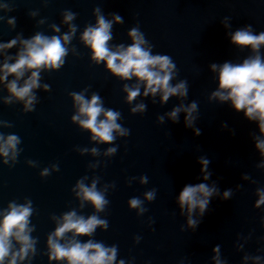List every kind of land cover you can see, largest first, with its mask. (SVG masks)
I'll list each match as a JSON object with an SVG mask.
<instances>
[{
    "label": "water",
    "instance_id": "obj_1",
    "mask_svg": "<svg viewBox=\"0 0 264 264\" xmlns=\"http://www.w3.org/2000/svg\"><path fill=\"white\" fill-rule=\"evenodd\" d=\"M0 5H6L0 7V42L17 40L0 52V64L5 55L13 63L24 47L21 40L37 33L60 37L67 49L59 68L40 69L30 108L26 107L27 97L20 99L7 87L15 74L0 82V136L6 139L15 134L19 140L15 157L11 150L7 157L0 154V211L11 202H31L29 227L36 252L29 253L30 264H67L66 260L49 262L47 240L71 211L85 219L95 215L107 222V227L97 225L91 235H78L77 239L115 245L116 262L215 264L212 247L220 244V258L226 264H264V205H255L257 189L264 190V157L254 139L260 135L259 129L256 122L236 112L230 101L209 99L218 86L212 63H242L255 55L250 45L231 43L227 33L247 24L254 33L264 31V0H0ZM69 12L74 16L67 21ZM114 14L122 20L116 21ZM101 15L112 21L107 41L110 49L133 43L129 31L137 28L152 54L171 57L176 74L170 83L186 81L187 95H170L162 103L160 93L145 96L141 83L140 94L129 102L124 86L132 87L137 78H121L105 61L97 63L90 45L82 39L85 29L95 26ZM10 18H15L14 24L8 22ZM66 33L72 35L65 43L62 37ZM259 51L264 59V45ZM32 71L25 72L18 86ZM72 93L86 99L98 95L105 110L119 113L116 122L125 131L113 129L111 141L93 139L91 129L73 119L77 114L86 117L79 113ZM192 101L197 110L191 127L186 126L183 110L176 121L168 115L174 107ZM140 103L145 108L133 112ZM104 118L101 113L97 119ZM196 128L201 129L200 135L195 134ZM109 148L115 151L109 152ZM200 157L209 160L211 175L206 181ZM200 182L215 185L220 195L211 197L203 218L199 209L193 213L200 221L194 230L177 197L184 184ZM80 183L88 187L95 183L107 201L102 209L83 198ZM227 188L232 189V196L224 200ZM149 191L155 192L153 199L147 198ZM133 197L142 203L131 207ZM71 235L66 233L61 243ZM13 243L20 247L19 242ZM255 256L261 260L253 259ZM20 264H29V259Z\"/></svg>",
    "mask_w": 264,
    "mask_h": 264
},
{
    "label": "clouds",
    "instance_id": "obj_2",
    "mask_svg": "<svg viewBox=\"0 0 264 264\" xmlns=\"http://www.w3.org/2000/svg\"><path fill=\"white\" fill-rule=\"evenodd\" d=\"M6 7V5H0ZM74 13L69 12L65 16V20L73 19ZM116 21H121L122 17L114 14ZM10 24L15 23V18H10ZM112 21L106 20L102 15L98 16L95 26H88L82 34V39L92 49L93 59L97 63L100 61L106 62V67L114 74L121 78L131 79L133 76L137 78V83L132 87L125 85V90L128 93L127 99L129 102L134 100L140 94V86L143 83L145 96L152 94L153 97L160 93L161 102H167L170 95L177 94L186 96L187 82L181 80L175 85L170 83L172 77L176 74L173 70L176 67L171 57L167 54H152L151 46L145 47L147 43L143 34L137 29L132 28L129 35L132 37L133 43L128 46L123 44L118 45L115 49H110L107 41L111 38ZM55 27V26H54ZM72 27V32H75V27ZM228 27V25H225ZM59 31V28H56ZM72 33L63 35V41L66 43L71 39ZM230 42L247 46L250 45L255 55L248 56L243 59L242 63H232L225 60L222 64L212 63L210 65L213 72L217 73L218 86L212 91L209 99L217 98L220 102H231V107L238 113H243V116L257 123L260 135L255 139V147L259 149L261 157H264V59L260 55L261 45H264V31L254 33L252 25L247 24L244 27L237 28L231 33ZM17 43V40L11 39L7 42H0V52L11 48ZM24 47L16 54V59L13 63L8 61L11 56L5 55V60L0 64V82L7 80L9 74H15V78L8 81L7 87L11 93L20 99L27 97L26 107H31V101L34 95L31 90L39 86V72L42 67L59 68L63 64V57L66 55L67 49L62 45L61 38L57 36L47 37L37 33L30 39L21 40ZM29 69H34L31 75L18 86V81L25 75ZM48 86L45 85V88ZM76 103L79 105V113L84 114L86 118L81 119L79 114L73 116L74 120H78L81 125L91 129L94 133L93 139L99 137L103 141L113 140V129L120 130L121 126L116 122L118 112L111 109L105 110L101 103L100 97L93 94L90 99H86L82 94L72 93ZM143 103L137 104L132 111L137 109L143 110ZM183 110L186 113V126L191 127L196 117L193 113L197 110L196 101H192L189 105L181 104L174 107L168 115L174 120H178V113ZM103 113L104 119H97ZM163 120V117L159 118ZM225 127L227 123L224 122ZM196 135L201 134V129H194ZM231 134L236 135L235 129L231 130ZM19 142L15 134H10L5 139L0 136V154L8 156L10 150L12 156L16 155V145ZM95 151V149H93ZM109 152H114V148H109ZM7 162V161H5ZM199 162L202 165L201 171L204 173L203 180H208L211 173L208 172L207 166L209 160L200 157ZM264 164V161H261ZM47 170H45L46 172ZM146 180V177L143 178ZM83 198L91 200L97 209H102L107 201L102 193L95 189V183L91 187L79 184ZM258 200L255 202L257 207L264 205V190L257 189ZM154 191L146 193L148 199H153ZM220 195V190L215 185L207 183H186L179 191L177 201L181 212L185 209L188 213L187 223L194 230L198 228L200 221L193 218V213L199 209L201 218L208 211L211 197ZM232 196V189L227 188L223 191L222 199L228 200ZM139 198L133 197L129 204L131 207H137L141 204ZM31 202L27 204H16L11 202L8 208L0 211V264H20L31 257L36 252V240L30 236L32 227H29V217L32 212ZM144 211V209H141ZM264 220V218H262ZM97 225L107 227V222L98 219L92 215L85 219L83 216H78L75 211L68 212L63 217V222H58L56 229L49 234L48 244V259L51 261H67V264H114L116 262L117 247L112 245L106 247L101 242H94L89 239L86 242H81L77 239L78 235H91ZM71 232L69 239L61 243V239L65 234ZM13 240L19 242L20 247L17 248ZM220 244H215L212 247L211 259L215 264H226L220 258ZM249 259L248 256L244 257ZM253 259L259 261L260 256H255ZM116 264H125L123 259H120Z\"/></svg>",
    "mask_w": 264,
    "mask_h": 264
}]
</instances>
